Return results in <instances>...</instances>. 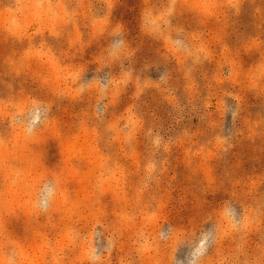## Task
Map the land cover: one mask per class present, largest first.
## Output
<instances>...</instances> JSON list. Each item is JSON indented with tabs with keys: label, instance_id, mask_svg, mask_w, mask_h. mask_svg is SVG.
Wrapping results in <instances>:
<instances>
[{
	"label": "rangeland",
	"instance_id": "374dc122",
	"mask_svg": "<svg viewBox=\"0 0 264 264\" xmlns=\"http://www.w3.org/2000/svg\"><path fill=\"white\" fill-rule=\"evenodd\" d=\"M0 264H264V0H0Z\"/></svg>",
	"mask_w": 264,
	"mask_h": 264
},
{
	"label": "trees",
	"instance_id": "16d2710c",
	"mask_svg": "<svg viewBox=\"0 0 264 264\" xmlns=\"http://www.w3.org/2000/svg\"><path fill=\"white\" fill-rule=\"evenodd\" d=\"M131 13H132V12H131ZM129 14H130V13H129ZM131 24H135V22H134V21L132 22V20H131Z\"/></svg>",
	"mask_w": 264,
	"mask_h": 264
}]
</instances>
